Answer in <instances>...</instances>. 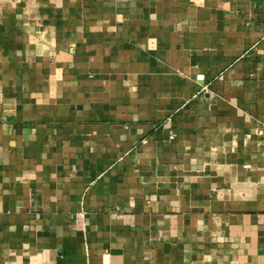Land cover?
<instances>
[{
    "label": "crops",
    "instance_id": "1",
    "mask_svg": "<svg viewBox=\"0 0 264 264\" xmlns=\"http://www.w3.org/2000/svg\"><path fill=\"white\" fill-rule=\"evenodd\" d=\"M0 264H264V0H0Z\"/></svg>",
    "mask_w": 264,
    "mask_h": 264
}]
</instances>
